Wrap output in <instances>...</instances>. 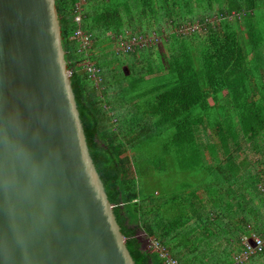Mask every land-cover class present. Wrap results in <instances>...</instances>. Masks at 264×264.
<instances>
[{"label": "trees", "instance_id": "obj_1", "mask_svg": "<svg viewBox=\"0 0 264 264\" xmlns=\"http://www.w3.org/2000/svg\"><path fill=\"white\" fill-rule=\"evenodd\" d=\"M79 4L56 0L63 48L89 153L135 264H165L140 233L178 264H234L242 237L264 238V0ZM195 23L201 28L182 31ZM78 29L91 37L88 57L73 39ZM142 33L168 34L167 66L155 44L116 53L120 38ZM153 57L159 64L139 72ZM86 61L99 70L98 85ZM144 141L184 156L198 183L171 198L144 191L134 162ZM247 149L259 159L250 161ZM243 264H264V251Z\"/></svg>", "mask_w": 264, "mask_h": 264}, {"label": "water", "instance_id": "obj_2", "mask_svg": "<svg viewBox=\"0 0 264 264\" xmlns=\"http://www.w3.org/2000/svg\"><path fill=\"white\" fill-rule=\"evenodd\" d=\"M0 264H135L89 153L56 0H0Z\"/></svg>", "mask_w": 264, "mask_h": 264}, {"label": "rangeland", "instance_id": "obj_3", "mask_svg": "<svg viewBox=\"0 0 264 264\" xmlns=\"http://www.w3.org/2000/svg\"><path fill=\"white\" fill-rule=\"evenodd\" d=\"M210 21L215 22L216 19L213 18ZM215 23L218 22L216 21ZM194 27H196L197 30L201 28L199 25H197V23L194 24ZM194 27H192L191 25H185L181 28L184 33H187ZM137 30V32H141L140 28H138ZM130 33L131 32L127 30L126 34L128 36H130ZM151 33L154 32L150 30V34ZM148 34L149 33H142V35L139 36H142L144 38L145 43L149 44L148 46L155 44V46L152 47H155L157 49L164 65L167 66L162 43L168 38V34L163 33L159 36H149ZM154 38L155 43L153 42ZM142 54L147 55L148 53L143 52L141 54L135 55L122 54L120 57L123 60L130 59L131 61H134L138 59V57H141ZM158 64L159 61L155 59V57H153V59L150 58V61L142 62V64L140 63L137 68L139 72H141L148 69V67H152ZM123 70L127 73L126 67H123ZM164 140L165 139H161L157 142L162 143L164 142ZM160 147L161 146L159 144L149 143L148 141H144L140 145L136 146L137 157L136 161L134 162L135 168L138 170L139 183L142 185L143 190L151 195L157 193L160 195V198L176 197L182 192H186L187 187H189L192 182L194 185H196L198 182L196 179L194 180L192 177L188 176L186 170H184L186 167V165L183 164L184 156H167L162 152V149ZM243 155L247 156L250 161H257L259 159L248 149ZM260 170L264 171V167H262ZM138 236L143 243V247H147L149 245V239L144 236V233H140Z\"/></svg>", "mask_w": 264, "mask_h": 264}, {"label": "built area", "instance_id": "obj_4", "mask_svg": "<svg viewBox=\"0 0 264 264\" xmlns=\"http://www.w3.org/2000/svg\"><path fill=\"white\" fill-rule=\"evenodd\" d=\"M85 0H80L79 7ZM75 22L77 25H80L81 17L78 15L75 18ZM196 30L194 27L192 30ZM79 43V52L85 53L86 57H88L87 51L92 44V40L90 36L85 35L81 29L75 33L74 38ZM155 43V38L153 40ZM152 43V44H154ZM146 45L145 40L142 36H133L124 40L120 38L117 43L116 51L117 53H132L136 51L137 48H142ZM81 67L90 75V78L98 85L100 81L99 70L90 62H84ZM261 191L264 193V187L261 186ZM149 245L146 247L147 249H153L157 253H159L160 257L164 259L165 264H178L176 260H174L168 253V251L162 247L158 242L148 241ZM241 244L243 245V251L234 256V264H243L246 263L251 257L258 255L264 251V238L258 236L256 234H252L250 236H244L241 239Z\"/></svg>", "mask_w": 264, "mask_h": 264}, {"label": "clouds", "instance_id": "obj_5", "mask_svg": "<svg viewBox=\"0 0 264 264\" xmlns=\"http://www.w3.org/2000/svg\"><path fill=\"white\" fill-rule=\"evenodd\" d=\"M116 47H117V45H116ZM115 50H116V48H115ZM93 65H94V63H92ZM70 74H71V72H70Z\"/></svg>", "mask_w": 264, "mask_h": 264}]
</instances>
